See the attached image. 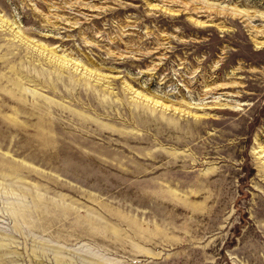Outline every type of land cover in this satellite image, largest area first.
Instances as JSON below:
<instances>
[{"label": "rangeland", "instance_id": "1", "mask_svg": "<svg viewBox=\"0 0 264 264\" xmlns=\"http://www.w3.org/2000/svg\"><path fill=\"white\" fill-rule=\"evenodd\" d=\"M0 264H264V0H0Z\"/></svg>", "mask_w": 264, "mask_h": 264}, {"label": "bare ground", "instance_id": "2", "mask_svg": "<svg viewBox=\"0 0 264 264\" xmlns=\"http://www.w3.org/2000/svg\"><path fill=\"white\" fill-rule=\"evenodd\" d=\"M262 152V151H261ZM262 154V153H261ZM262 160H263V156H262Z\"/></svg>", "mask_w": 264, "mask_h": 264}]
</instances>
